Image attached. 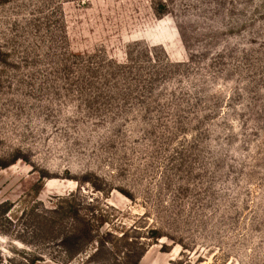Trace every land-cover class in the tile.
<instances>
[{
    "label": "rangeland",
    "instance_id": "obj_1",
    "mask_svg": "<svg viewBox=\"0 0 264 264\" xmlns=\"http://www.w3.org/2000/svg\"><path fill=\"white\" fill-rule=\"evenodd\" d=\"M15 155L0 264H264V0H0Z\"/></svg>",
    "mask_w": 264,
    "mask_h": 264
},
{
    "label": "trees",
    "instance_id": "obj_2",
    "mask_svg": "<svg viewBox=\"0 0 264 264\" xmlns=\"http://www.w3.org/2000/svg\"><path fill=\"white\" fill-rule=\"evenodd\" d=\"M15 158H17V155H15V156L13 157V160H12V161H6V160L0 158V166H7V165L11 164L13 161H15ZM43 180H44L43 178L40 179V180L38 181V183H37V186H41L42 183H43ZM66 198H68V197H66ZM69 209H71V210H76V208L73 207V205H71V206L69 207ZM155 232H156V236H160V235H161L160 232H159V230L156 229Z\"/></svg>",
    "mask_w": 264,
    "mask_h": 264
}]
</instances>
